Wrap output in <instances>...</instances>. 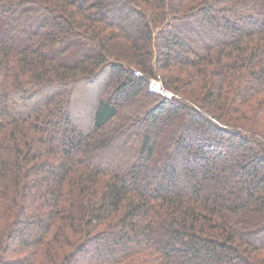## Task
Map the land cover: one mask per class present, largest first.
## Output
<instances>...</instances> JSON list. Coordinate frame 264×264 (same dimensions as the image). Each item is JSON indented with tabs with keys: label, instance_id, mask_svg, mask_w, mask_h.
Segmentation results:
<instances>
[{
	"label": "trees",
	"instance_id": "1",
	"mask_svg": "<svg viewBox=\"0 0 264 264\" xmlns=\"http://www.w3.org/2000/svg\"><path fill=\"white\" fill-rule=\"evenodd\" d=\"M0 264H264V0H0Z\"/></svg>",
	"mask_w": 264,
	"mask_h": 264
},
{
	"label": "rangeland",
	"instance_id": "2",
	"mask_svg": "<svg viewBox=\"0 0 264 264\" xmlns=\"http://www.w3.org/2000/svg\"><path fill=\"white\" fill-rule=\"evenodd\" d=\"M80 92L77 93L75 97L76 101L74 103V115L77 118L74 122L78 126L86 127L88 125V107L91 106L96 96L94 95V87L87 86L79 89ZM84 124H80V122Z\"/></svg>",
	"mask_w": 264,
	"mask_h": 264
},
{
	"label": "built area",
	"instance_id": "3",
	"mask_svg": "<svg viewBox=\"0 0 264 264\" xmlns=\"http://www.w3.org/2000/svg\"><path fill=\"white\" fill-rule=\"evenodd\" d=\"M149 89L151 91H155V92H159L161 94H165V95H170L171 92H169L168 90H166L163 86H161L160 84H156L155 82H150L149 83Z\"/></svg>",
	"mask_w": 264,
	"mask_h": 264
}]
</instances>
